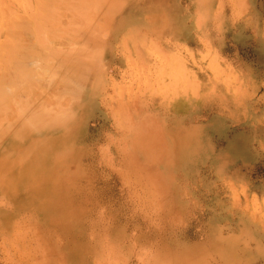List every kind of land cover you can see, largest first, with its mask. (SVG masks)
<instances>
[{
    "label": "rangeland",
    "instance_id": "374dc122",
    "mask_svg": "<svg viewBox=\"0 0 264 264\" xmlns=\"http://www.w3.org/2000/svg\"><path fill=\"white\" fill-rule=\"evenodd\" d=\"M0 264H264V0H0Z\"/></svg>",
    "mask_w": 264,
    "mask_h": 264
}]
</instances>
